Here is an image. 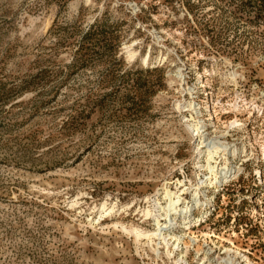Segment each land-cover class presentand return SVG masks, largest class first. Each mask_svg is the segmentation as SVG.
Returning a JSON list of instances; mask_svg holds the SVG:
<instances>
[{
	"label": "rangeland",
	"instance_id": "374dc122",
	"mask_svg": "<svg viewBox=\"0 0 264 264\" xmlns=\"http://www.w3.org/2000/svg\"><path fill=\"white\" fill-rule=\"evenodd\" d=\"M188 118L235 172L189 264H264V0H0V264H174L119 226L209 177Z\"/></svg>",
	"mask_w": 264,
	"mask_h": 264
},
{
	"label": "bare ground",
	"instance_id": "6f19581e",
	"mask_svg": "<svg viewBox=\"0 0 264 264\" xmlns=\"http://www.w3.org/2000/svg\"><path fill=\"white\" fill-rule=\"evenodd\" d=\"M147 62L148 60L146 59L145 63L147 64ZM178 106L179 104L177 105V108H179ZM192 109L193 108H191V110ZM186 122H189L187 124V129L189 130L191 135L193 137L194 135L198 136V154L201 155L205 154L206 152L207 166L203 165L201 168L207 169L209 171V177H207L206 181H201V184H199L198 188H196L195 193L193 194L195 197H192L191 200L188 201L186 207L185 199L183 198L185 191H182V193H179L180 190L178 192H173L168 188V186H166L164 192L161 194V196H163L162 199L159 197L153 199V207H150L143 211V217L147 220L151 218L154 222L152 230H146L135 226H127L124 223L120 224L119 226L121 227L123 233L129 236H133L137 244L145 242V245L153 250L157 254V256H159L160 254L159 249H164L165 256L174 264H189V250L194 249V251L197 252L196 247L199 245V241L196 237L193 236L192 238H190L191 236H184L181 231H177V228H175L174 224L179 225L178 229L180 230H189L193 223L192 221H190L191 211L199 208L201 204L200 191L202 190V188H205L206 186L208 187V185H210L211 187L214 181L219 179V177H222L224 174L228 176L226 177V181L232 176V174L235 175V172H232L233 169L228 168V166L226 165H221L222 167H220L221 162L219 163L218 161V159L221 158V155L224 157L228 154V151H231V149H228V146H226L227 144L225 145L224 142L222 143L218 139H210L205 136V130H203L204 126L199 125L198 122H191L189 118ZM236 124L237 120H235V122H233L231 125L236 126ZM235 152L236 150L233 151V154H235ZM182 183L183 182H181L180 185L181 187H184ZM108 206L104 204L101 209L102 211H98L100 213L98 224L103 220V217H105V215L108 216L113 213L115 206L111 209L108 208ZM180 219L184 221L183 224H178V220ZM197 253H200V251ZM210 253H212L213 256L215 255V251L209 249L208 247H205L204 253L202 254L204 257L198 254L199 256L197 257H203V261L201 264H236V260L234 259L235 257L229 253H224V255H227H225V257L232 256L234 261L232 258H229L227 260L223 259L225 257L222 258L220 255H216L215 257L217 258H213ZM218 258H221L223 260L221 261Z\"/></svg>",
	"mask_w": 264,
	"mask_h": 264
}]
</instances>
